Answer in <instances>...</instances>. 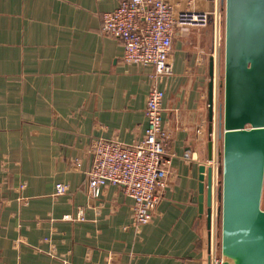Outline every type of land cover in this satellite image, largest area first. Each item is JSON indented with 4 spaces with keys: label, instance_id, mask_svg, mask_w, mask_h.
<instances>
[{
    "label": "crops",
    "instance_id": "obj_1",
    "mask_svg": "<svg viewBox=\"0 0 264 264\" xmlns=\"http://www.w3.org/2000/svg\"><path fill=\"white\" fill-rule=\"evenodd\" d=\"M120 1L0 0V264L231 262L199 212V169L218 145L208 85L213 58L216 99L221 0L173 3L212 21L176 31L173 75L158 86L171 175L152 221L136 226L116 186L88 195L91 138L133 145L147 129L153 69L122 63V43L102 31Z\"/></svg>",
    "mask_w": 264,
    "mask_h": 264
},
{
    "label": "water",
    "instance_id": "obj_2",
    "mask_svg": "<svg viewBox=\"0 0 264 264\" xmlns=\"http://www.w3.org/2000/svg\"><path fill=\"white\" fill-rule=\"evenodd\" d=\"M224 12L221 248L223 264H264V0H221ZM208 85L209 131L214 119V59ZM209 161L214 142L208 144ZM199 212L212 227L214 173L202 165Z\"/></svg>",
    "mask_w": 264,
    "mask_h": 264
},
{
    "label": "built area",
    "instance_id": "obj_3",
    "mask_svg": "<svg viewBox=\"0 0 264 264\" xmlns=\"http://www.w3.org/2000/svg\"><path fill=\"white\" fill-rule=\"evenodd\" d=\"M175 1L121 0L116 9L105 13L102 18L104 35L119 40L123 45L121 62L151 67L153 73L146 99L147 129L144 137L133 145L91 138L88 153L92 164L86 172L87 191L90 197L98 198L102 189L109 185L121 189L133 200L131 212L136 226L152 221L171 175L168 133L163 126L162 116L165 92L158 86L173 75L171 54L175 33L178 29H206L212 21V14L207 11H177L173 5ZM216 131L212 136L215 134L218 138ZM219 152V146H214V159L207 163V167L215 170L214 192L220 175ZM191 157L189 155L187 159L191 160ZM219 188L217 195L214 193L215 215L212 216L210 229L216 239ZM67 192L68 187L60 184L56 186L54 196H62ZM78 217L82 219L81 212ZM217 263L222 264L223 261L217 260Z\"/></svg>",
    "mask_w": 264,
    "mask_h": 264
},
{
    "label": "rangeland",
    "instance_id": "obj_4",
    "mask_svg": "<svg viewBox=\"0 0 264 264\" xmlns=\"http://www.w3.org/2000/svg\"><path fill=\"white\" fill-rule=\"evenodd\" d=\"M214 15H215V18H220L219 20H220V26H221V39H222V37H224V24H223L224 12L222 11V7L220 10V15L213 14V18H214ZM222 33H223V35H222ZM223 73H224V42H223V47L221 50L220 66L218 69V74L216 76V85L218 84L217 90H216L217 96H216V99L214 101L216 113L214 114L215 118H214L213 124H212L214 129L218 130V137H219L220 132L222 131L221 120H220V114H221L220 107H221L222 102H223V91H222ZM216 114H217V119H216ZM217 140H218L219 150L221 151L222 140H220L219 138H217ZM220 167H221V163H220ZM221 179H222V177L220 174L219 178H218V181H219L218 182V188L221 187ZM217 204H218V206H221V202L219 200H217ZM262 209H264V203L263 202H262ZM214 215H215V213H214ZM217 234H218L217 235L218 246H220V244H221V237H220L221 236V218H220V216L218 217Z\"/></svg>",
    "mask_w": 264,
    "mask_h": 264
},
{
    "label": "trees",
    "instance_id": "obj_5",
    "mask_svg": "<svg viewBox=\"0 0 264 264\" xmlns=\"http://www.w3.org/2000/svg\"><path fill=\"white\" fill-rule=\"evenodd\" d=\"M220 163H222L221 157H220ZM222 167H220V174H221Z\"/></svg>",
    "mask_w": 264,
    "mask_h": 264
},
{
    "label": "bare ground",
    "instance_id": "obj_6",
    "mask_svg": "<svg viewBox=\"0 0 264 264\" xmlns=\"http://www.w3.org/2000/svg\"><path fill=\"white\" fill-rule=\"evenodd\" d=\"M218 85V84H217ZM214 118H215V115H214ZM214 120V119H213ZM213 216H214V213H213Z\"/></svg>",
    "mask_w": 264,
    "mask_h": 264
}]
</instances>
